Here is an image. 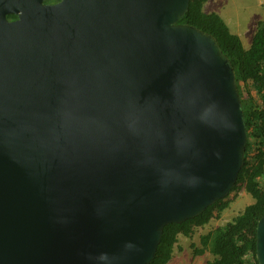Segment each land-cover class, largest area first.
Wrapping results in <instances>:
<instances>
[{
	"label": "water",
	"instance_id": "water-1",
	"mask_svg": "<svg viewBox=\"0 0 264 264\" xmlns=\"http://www.w3.org/2000/svg\"><path fill=\"white\" fill-rule=\"evenodd\" d=\"M189 1L0 14V264H147L230 191L243 109L217 40L178 22ZM255 233L264 264V215Z\"/></svg>",
	"mask_w": 264,
	"mask_h": 264
},
{
	"label": "trees",
	"instance_id": "trees-1",
	"mask_svg": "<svg viewBox=\"0 0 264 264\" xmlns=\"http://www.w3.org/2000/svg\"><path fill=\"white\" fill-rule=\"evenodd\" d=\"M207 0H190L179 23H186L211 34L233 67L246 129L244 161L230 191L192 218L168 223L156 253L147 264H167L173 257L179 235L191 236L195 227L219 218L238 191L244 188L253 202L223 225L200 236L201 248L195 254L209 251L212 258L205 264H258L256 258V224L264 215V19L257 22L251 45L244 48L240 37L231 32L216 12H204ZM235 192L229 200L231 192Z\"/></svg>",
	"mask_w": 264,
	"mask_h": 264
},
{
	"label": "rangeland",
	"instance_id": "rangeland-1",
	"mask_svg": "<svg viewBox=\"0 0 264 264\" xmlns=\"http://www.w3.org/2000/svg\"><path fill=\"white\" fill-rule=\"evenodd\" d=\"M203 10L206 13L219 14L230 27L231 32L236 33L239 29L245 48H247L256 30L257 21L264 19V0H207L203 5ZM234 193V191L230 193L229 200ZM253 201L252 196L241 188L236 198L231 200L229 207L221 213L219 218H212L204 226L195 227L193 234L189 237L179 235L173 257L167 264H205L213 256L208 250L202 254H195L194 249L202 247L200 236L225 224Z\"/></svg>",
	"mask_w": 264,
	"mask_h": 264
},
{
	"label": "flooded vegetation",
	"instance_id": "flooded-vegetation-1",
	"mask_svg": "<svg viewBox=\"0 0 264 264\" xmlns=\"http://www.w3.org/2000/svg\"><path fill=\"white\" fill-rule=\"evenodd\" d=\"M59 0H43L44 4H55ZM24 2V0H23ZM21 0H13L7 2H1L0 14H3L7 21L13 22L18 20L19 13L21 12ZM24 5V4H23Z\"/></svg>",
	"mask_w": 264,
	"mask_h": 264
},
{
	"label": "crops",
	"instance_id": "crops-1",
	"mask_svg": "<svg viewBox=\"0 0 264 264\" xmlns=\"http://www.w3.org/2000/svg\"><path fill=\"white\" fill-rule=\"evenodd\" d=\"M259 21V20H258ZM257 21V22H258ZM257 26V25H256ZM229 29H230V27H229ZM255 33V32H254ZM235 34H237L239 37H240V39H241V41H242V44H243V46H244V48H245V45H244V42H243V39H242V36H241V33H240V31H239V29L237 30V32L235 33ZM254 35V34H253ZM252 38H253V36H252ZM251 42H252V39H251ZM251 42L249 43V42H247V43H249V46L251 45ZM248 46V47H249ZM247 47V48H248Z\"/></svg>",
	"mask_w": 264,
	"mask_h": 264
}]
</instances>
